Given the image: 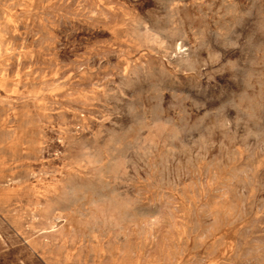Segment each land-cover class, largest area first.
<instances>
[{"label":"rangeland","instance_id":"obj_1","mask_svg":"<svg viewBox=\"0 0 264 264\" xmlns=\"http://www.w3.org/2000/svg\"><path fill=\"white\" fill-rule=\"evenodd\" d=\"M0 264H264V0H0Z\"/></svg>","mask_w":264,"mask_h":264},{"label":"clouds","instance_id":"obj_2","mask_svg":"<svg viewBox=\"0 0 264 264\" xmlns=\"http://www.w3.org/2000/svg\"><path fill=\"white\" fill-rule=\"evenodd\" d=\"M128 160L117 158L110 162L109 172L113 177L123 176ZM119 180L114 179L93 193L78 195L73 205L78 213L91 224L126 222L138 218L139 197L131 196L119 187Z\"/></svg>","mask_w":264,"mask_h":264}]
</instances>
